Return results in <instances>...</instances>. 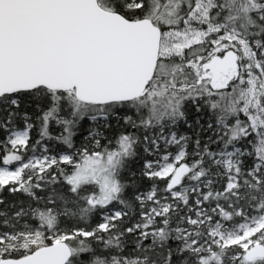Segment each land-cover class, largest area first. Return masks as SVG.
<instances>
[{"label":"snow or ice","instance_id":"snow-or-ice-1","mask_svg":"<svg viewBox=\"0 0 264 264\" xmlns=\"http://www.w3.org/2000/svg\"><path fill=\"white\" fill-rule=\"evenodd\" d=\"M0 264H264V0H0Z\"/></svg>","mask_w":264,"mask_h":264}]
</instances>
